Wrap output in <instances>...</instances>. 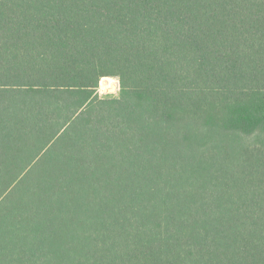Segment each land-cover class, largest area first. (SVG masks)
<instances>
[{
  "label": "trees",
  "instance_id": "16d2710c",
  "mask_svg": "<svg viewBox=\"0 0 264 264\" xmlns=\"http://www.w3.org/2000/svg\"><path fill=\"white\" fill-rule=\"evenodd\" d=\"M0 264H264V0H0Z\"/></svg>",
  "mask_w": 264,
  "mask_h": 264
},
{
  "label": "rangeland",
  "instance_id": "374dc122",
  "mask_svg": "<svg viewBox=\"0 0 264 264\" xmlns=\"http://www.w3.org/2000/svg\"><path fill=\"white\" fill-rule=\"evenodd\" d=\"M119 83L117 78L105 76L100 79L97 93L99 96H106L107 94H115L118 90Z\"/></svg>",
  "mask_w": 264,
  "mask_h": 264
}]
</instances>
